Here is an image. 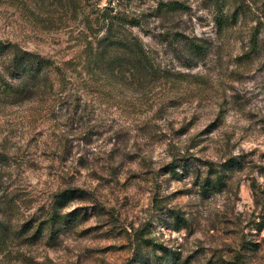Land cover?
Instances as JSON below:
<instances>
[{"label": "rangeland", "instance_id": "1", "mask_svg": "<svg viewBox=\"0 0 264 264\" xmlns=\"http://www.w3.org/2000/svg\"><path fill=\"white\" fill-rule=\"evenodd\" d=\"M110 19L151 57L143 79L92 65ZM0 42L68 75L17 102L0 55V264H264V0H0ZM65 189L81 222L52 227Z\"/></svg>", "mask_w": 264, "mask_h": 264}, {"label": "trees", "instance_id": "2", "mask_svg": "<svg viewBox=\"0 0 264 264\" xmlns=\"http://www.w3.org/2000/svg\"><path fill=\"white\" fill-rule=\"evenodd\" d=\"M185 9H187V7L184 3L171 1L167 3L161 2L158 11L165 10L166 13H174L184 11ZM104 23V27L107 28L106 32L95 42V46L90 48V56L93 60L92 65L97 67L101 63L104 64L108 70L119 71L122 77L130 75L134 76L136 79H143L146 73L150 72L149 69H152L153 65L152 59L146 52L142 42L137 37L126 39L124 41L119 40L112 36L114 20L110 19L108 22L105 20ZM129 24L131 26H141V23L137 20H131ZM201 49L202 47L195 43L189 45V53H198ZM8 51L11 54L10 58L9 60L4 59V61L10 69L9 73L16 76L18 81L15 86L4 83L3 93H5L8 97L15 99L17 102L32 100L43 94L44 89H53L56 82L58 84L68 79V75L63 68L59 66L51 68L52 64L50 60L29 52L21 51L11 44L0 42V55H4ZM0 59H3V57L1 56ZM124 68L128 71L127 74L124 73ZM178 162V160H175L167 166V171L175 177L181 176V174L177 172L179 167H183L184 172L191 170L190 165L186 161L184 164H179ZM232 163H234V165H238L237 161L231 160L228 164L224 165V168L231 167ZM214 173L216 174V179L211 180L207 177L203 180L202 190L205 194L209 191H221L226 185V176L224 171H215ZM82 198V192L77 189H65L57 193L54 198V209L52 215L45 223L50 224L52 227L68 224L71 223V221L76 224L78 218L71 219L73 216L72 214L68 213L62 215L60 211L66 208L71 202ZM174 214V222L178 226H182L186 223V219L183 218L182 215L178 212H175ZM81 219L83 221L84 218ZM79 221L81 222V220H78V222ZM55 232L56 231L52 229L51 236L54 235ZM139 239L138 249L143 246L150 247L154 254L159 249L164 251L163 247L158 248L157 244L150 239ZM164 255L167 257L166 264H177L176 253L165 251ZM155 259L159 260L157 256ZM155 259L154 264H161L158 263V261L156 262Z\"/></svg>", "mask_w": 264, "mask_h": 264}]
</instances>
